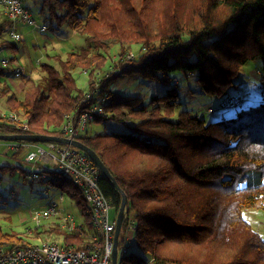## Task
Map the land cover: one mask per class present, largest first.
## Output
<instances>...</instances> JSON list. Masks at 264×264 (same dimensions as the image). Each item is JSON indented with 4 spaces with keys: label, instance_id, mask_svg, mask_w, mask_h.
<instances>
[{
    "label": "trees",
    "instance_id": "trees-1",
    "mask_svg": "<svg viewBox=\"0 0 264 264\" xmlns=\"http://www.w3.org/2000/svg\"><path fill=\"white\" fill-rule=\"evenodd\" d=\"M35 1L47 30L65 25L86 45L65 56L51 48L57 64L39 62L40 74L24 77L20 97L0 90L9 111L0 115V134L66 137V123L76 124L91 107L85 128L74 138L99 155L125 192L128 210L121 233L131 217L134 247L146 254L131 252L129 242L118 264H264V236L242 216L245 208L264 207V98L251 99V105L230 116L215 114L207 120L179 109L177 78L178 73L196 77L200 92L210 96L209 104L203 103L209 112H219L213 103L229 108L243 103L234 100L230 89L250 60L262 61L264 86V0ZM3 18L0 49L17 43L4 39L11 21ZM155 20L163 23L152 30ZM12 70L0 64V77L11 73L12 79ZM75 71L88 75L87 90L77 86ZM124 77L159 81L166 91L148 99L123 94L114 84ZM8 86L4 81L3 87ZM97 103L100 111L92 109ZM12 112L19 124L11 120ZM91 122L117 128L92 132ZM6 166L0 164L2 170ZM54 169H41L44 177L37 179L73 197L90 232L83 225L46 231L64 243L85 246L94 235L90 207L80 186ZM96 176L117 210L119 192L98 168ZM24 179H30L25 171ZM0 243L29 242L0 226Z\"/></svg>",
    "mask_w": 264,
    "mask_h": 264
},
{
    "label": "rangeland",
    "instance_id": "rangeland-1",
    "mask_svg": "<svg viewBox=\"0 0 264 264\" xmlns=\"http://www.w3.org/2000/svg\"><path fill=\"white\" fill-rule=\"evenodd\" d=\"M22 1L28 6L31 15L36 19V21L39 24H42L43 21H40L39 14L37 12L36 1ZM162 23V21L155 20L152 26V30L159 27ZM33 29L36 28L33 27ZM35 33L36 34L34 38L31 39L32 35L27 34V38H25V40H23L22 42H19L18 51L10 47H5L4 49L0 50V57H12L13 55H15L18 61L20 60L19 63L25 68L24 72L22 73L23 77H13L12 79L11 75H4L3 77H0V90L5 89L8 94L15 93L20 97L22 95L21 89L23 81L25 79L24 77L30 76L32 78H36L40 74L39 62L50 63L53 65L57 64V61H55V59L50 57L49 55L51 48L57 47H52L51 38L55 42H57L59 46H61L59 47V49L57 48L56 51L53 50V52H60L62 56H65L66 52L70 49L86 45V42L81 35L74 32L65 25L61 26L56 31H39L38 29H36ZM7 45H9V43H7ZM136 47L138 48V46ZM137 48L134 49V54L139 51V48L138 50ZM114 53L115 52H113L112 54ZM117 59L118 58L114 57V61H116ZM110 62L111 61L109 60V65H111ZM261 66L262 61L260 59H256L248 61L240 68L238 85L231 88L230 90L232 92V96H234L235 98L234 100L239 103L240 99L243 103L236 106L235 108H229L221 104L217 105L216 103H213V106L217 107L219 112L217 110L209 112L207 110V107L203 105V103L209 104L210 98L207 99L206 97L210 96L200 92L199 83L194 75H184L182 73H178L177 78L180 82L179 95L181 101L179 109L186 108L189 110V112H197L199 113V115L209 120L213 118L215 114L216 116L226 117L227 115L230 116L231 113H236L241 108H246V106L251 105V103H249L251 102V99L264 98V86L261 85V81L259 79V70ZM115 69H117L116 66H114L111 71ZM74 76L77 78V86L87 90L86 87L88 75L85 72L75 71ZM98 76V74L94 76L95 81L98 79ZM4 81L7 85H9L8 88L3 87ZM114 86L123 94H138L145 99H148L152 94H162L166 91V85L162 82L137 77L121 78L114 84ZM213 98L219 99V101H221V97ZM8 112L9 111L7 110L5 104V94H0V115ZM219 113L220 115H217ZM11 114V120H13L16 124H19V116H16L13 112ZM110 128H117V126L113 124L102 125L101 123L97 122H91L90 124H88V129L92 132L103 131L104 129L109 130ZM13 142L18 146H12L10 147V149L16 150V153H13L12 155L9 154L4 160H2V158L0 157L1 165H9L6 166L3 170L0 168V226L2 227V230L4 232H16L20 235H23L25 237V240L32 244H41L42 241L45 240L62 242V239L60 237H54V235L45 230V223L53 222V217H50L49 219L40 218L39 221H36L37 210L42 209L47 202H57L58 195L60 193L63 194L65 199L63 202L64 211L62 209V214L72 215L75 223L82 224L83 227L87 230L86 226L82 222L83 216L79 211L75 199L71 197L66 191H62V189H60L57 185H53L40 179H24V171H28L29 169L33 171H40L43 168L53 169V167L48 162H45L42 158H36L33 162V165L32 163L26 162V155L29 150H36L37 147L32 146L31 148H29V146L26 145L28 143H24L22 141ZM13 142L0 140V144ZM45 143L46 142H38L36 143V145L43 146ZM58 145L60 146V144ZM10 166H13V170L10 168ZM54 170L58 171L57 169ZM115 214L116 210L113 208L110 211V215L111 217H114ZM242 216L250 222L253 228L258 230L264 236V207L245 208L242 210ZM54 227L56 226L54 225ZM92 231L94 233L96 232L93 227ZM130 244L131 252L146 257V254L134 247L133 240L130 241ZM120 261L121 255L118 254V263Z\"/></svg>",
    "mask_w": 264,
    "mask_h": 264
},
{
    "label": "built area",
    "instance_id": "built-area-1",
    "mask_svg": "<svg viewBox=\"0 0 264 264\" xmlns=\"http://www.w3.org/2000/svg\"><path fill=\"white\" fill-rule=\"evenodd\" d=\"M0 8L11 21L8 35L15 42L22 38L17 28L20 24L30 25L39 31L47 30L45 24H39L33 18L22 0H0ZM0 64L3 67L12 68L14 77H20L24 71L23 67L13 58L0 57ZM98 106L97 103L92 109L100 111ZM90 109L80 115L76 124H73L72 121L66 123L63 127L66 137L74 138V135L85 128L86 121L90 116ZM30 145L37 148L27 153L26 162L33 165L36 158H42L52 167L71 177L75 184L81 186L83 196L91 210L92 227L96 232L90 236L87 245L80 247L57 241L42 242L41 244L16 243L12 246L0 243V264H111L116 214L114 217L110 215L113 206L99 187L96 176L97 166L83 151L69 144L46 142L43 146ZM12 146L18 145L14 143L8 148L10 149ZM25 176L37 179L44 177V174L29 169L25 171ZM62 199L63 196L60 195L59 201ZM59 215L62 227L71 230L76 228L72 215L62 214V209L57 204L51 203L44 206L36 212V219ZM125 226L124 233L122 234L120 231L118 237V254L126 252L128 244L132 240L134 223L130 217L126 220Z\"/></svg>",
    "mask_w": 264,
    "mask_h": 264
},
{
    "label": "water",
    "instance_id": "water-1",
    "mask_svg": "<svg viewBox=\"0 0 264 264\" xmlns=\"http://www.w3.org/2000/svg\"><path fill=\"white\" fill-rule=\"evenodd\" d=\"M0 140L7 141H30L33 143L38 142H57V143H65L72 145L81 151H83L92 162L97 166L102 176H104L110 184L119 192L120 194V205L116 210L115 217V231L113 236V250H112V261L111 264H118V251H117V243L118 237L121 231L122 223L124 220L125 213L128 208V200L125 192L119 187L117 181L111 174L110 170L104 164L99 155L90 147L83 144L81 141L75 138H67V137H58L54 135H46V134H37V133H13V134H0Z\"/></svg>",
    "mask_w": 264,
    "mask_h": 264
},
{
    "label": "crops",
    "instance_id": "crops-1",
    "mask_svg": "<svg viewBox=\"0 0 264 264\" xmlns=\"http://www.w3.org/2000/svg\"><path fill=\"white\" fill-rule=\"evenodd\" d=\"M27 6V5H26ZM3 16H5V14H4V11L0 8V23L2 22V20L4 19L3 18ZM40 17V16H39ZM42 19L40 18V21H41ZM17 28H18V30H19V32L21 33V35H22V38H21V40L20 41H18L17 43H16V46H14L13 44L12 45H7V47H10V48H12V49H16V51H18L19 49H18V45H19V42H22L23 40H25V38H27V34H31L32 35V37H31V39L32 38H34L35 37V30L36 29H33V27H31L30 25H27V24H20V25H18L17 26ZM7 36H9V35H7V32L5 33V37H4V39H6V38H8ZM51 43H52V47H54V46H57V48H58V43L57 42H55L52 38H51ZM33 43H35V42H33ZM49 43V42H48ZM57 43V44H56ZM50 45V44H49ZM5 47H3V48H1L0 50H2V49H4ZM13 59H15L18 63H19V61H18V59H17V57L15 56V55H13ZM20 64V63H19ZM21 65V64H20ZM22 66V65H21ZM23 67V66H22ZM23 69H25L24 67H23ZM24 72V71H23ZM9 75H11L12 76V74L10 73ZM8 75V76H9ZM19 78V77H18ZM0 145H2V146H0V149H1V151H0V157L2 158V160H4L9 154H13L14 153V151L12 152L11 150H9V148L7 147V146H4L3 144H0ZM5 147V148H4ZM32 147V145H30L29 146V148H31ZM44 169V168H43ZM43 172V171H42ZM63 196V194H59L58 195V201L57 202H47V203H45L46 205H48V204H57L61 209H63V211H64V208H63V202H64V196H63V199L61 200V201H59V196ZM45 205V206H46ZM37 211H39V210H37ZM54 219H53V222H51V223H48V222H46L45 223V226H46V228H45V230H47L48 228H50V227H52V226H56V227H59V228H62V229H67V228H64V227H62L61 226V220H60V215L59 216H57V217H55V216H52ZM40 219V218H39ZM39 219H36V221H39ZM44 219H49V218H44ZM58 219V220H57ZM58 224H57V223ZM42 224V223H41ZM81 225L82 224H76V228H80L81 227ZM50 226V227H49ZM68 230H71V229H68ZM80 232L82 233V230H80ZM95 234V233H94ZM32 235V234H31ZM42 242H51V241H42ZM58 243H63V244H67V243H64V242H58ZM16 244V243H15Z\"/></svg>",
    "mask_w": 264,
    "mask_h": 264
}]
</instances>
